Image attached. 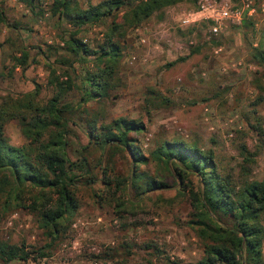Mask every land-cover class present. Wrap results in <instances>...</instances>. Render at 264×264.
<instances>
[{"label":"rangeland","instance_id":"rangeland-1","mask_svg":"<svg viewBox=\"0 0 264 264\" xmlns=\"http://www.w3.org/2000/svg\"><path fill=\"white\" fill-rule=\"evenodd\" d=\"M74 1L81 8L108 2ZM197 1L169 5L113 32L121 53L112 64L107 95L83 102L85 76L110 62L99 52L76 57L65 49L64 40L77 29V37L98 51L114 19L124 22L139 0H121L114 15L80 27L59 19L52 12L53 0H34L31 7L21 0H0V102L38 89L36 101L45 104L55 92L48 82L51 69L60 80L70 76L75 87L62 99L70 106L66 151L74 161L86 156L96 176L90 184L84 178L77 182L78 208L55 238L41 227L37 212L15 207L16 200L6 204L0 195V241L24 243L26 251H33L25 261L0 259V264H164L166 255L185 264L202 258L204 243L191 222L194 211L188 198L177 194L179 180L150 155L163 140L195 142L213 154L218 170L234 182L264 178V58L259 55L264 49V0H254L253 16L218 36L209 34L207 23L180 25L181 16L195 10ZM23 52L25 69L13 61ZM121 116L145 123L146 130L131 133L148 157L139 168L162 176L170 188L140 196L129 184L116 188V179L131 174V156L110 144L99 147L88 132L94 124ZM22 128L20 119L6 120L10 144L30 142ZM54 130L49 124L42 138ZM103 170L114 183L102 182ZM30 195L25 192L23 198ZM211 218L227 227L233 223L217 213ZM262 252L264 257V235ZM248 256L243 249L240 264H252Z\"/></svg>","mask_w":264,"mask_h":264},{"label":"trees","instance_id":"trees-1","mask_svg":"<svg viewBox=\"0 0 264 264\" xmlns=\"http://www.w3.org/2000/svg\"><path fill=\"white\" fill-rule=\"evenodd\" d=\"M21 1L30 7L34 2ZM120 1L108 0L81 8L74 0H53L51 8L59 19L66 18L71 25L80 27L98 21L104 15H114L113 10L119 8ZM182 1L185 0H139L124 16V22L118 24L114 19L98 51L91 50L77 37V29L69 33L64 45L74 56L80 58L82 55L99 52L100 57L110 62L99 73L88 72L85 76L83 94L86 97H82L83 102L107 95L108 77H112L114 72L112 64L118 61L121 53L119 44L112 38L113 32L124 23L137 25L153 12ZM105 5L108 8L101 10ZM259 55L264 58V49ZM13 61L25 69L26 52L14 57ZM55 72L51 69L52 76L48 81L55 92L45 104L36 101L38 89L26 93L22 99L7 96L0 102V195L5 197L6 204L16 200L15 207L37 212L41 227L53 238L78 208L76 184L79 179L84 178L86 184L96 179L86 156L75 161L68 157L66 113L70 106L62 99L75 84L67 73L65 75L68 80H60ZM11 118L20 119L22 132L30 142L21 146L9 143L4 126L6 120ZM51 123L56 126V130L43 139V131ZM144 130L146 126L142 120L121 116L109 124H94L88 132L90 140L92 138L93 143L99 147L104 148L110 144L117 150L128 151L132 159L131 174L125 179H116L115 186L120 188L129 184L138 196L171 187L162 176H151L139 168L140 164L148 162V157L137 146L131 133ZM150 155L163 162L170 173L174 171V176L180 182L177 194L186 196L194 211L191 222L198 226L197 233L204 243V255L196 262L185 264H240L238 259L242 257L243 249L248 252L252 264H264V178H245L242 182H234L229 174H222L218 170L211 152H205L195 142L188 143L183 139L163 140ZM102 175V182L106 185L114 183L107 170H103ZM192 176L196 177L198 186ZM25 192L31 195L23 198ZM211 213L229 218L233 222L232 226L213 221ZM208 221L213 222V228H210ZM31 253L33 251L25 250L24 243L15 245L0 241V259L3 262L14 259L25 261ZM164 264L184 263L171 260L166 255Z\"/></svg>","mask_w":264,"mask_h":264},{"label":"built area","instance_id":"built-area-1","mask_svg":"<svg viewBox=\"0 0 264 264\" xmlns=\"http://www.w3.org/2000/svg\"><path fill=\"white\" fill-rule=\"evenodd\" d=\"M255 13L254 0H198L195 10L184 13L181 26L207 23L210 35L218 36L228 26L240 25Z\"/></svg>","mask_w":264,"mask_h":264}]
</instances>
